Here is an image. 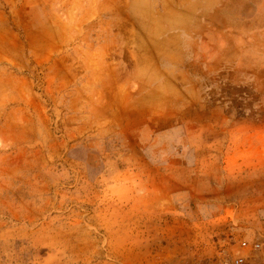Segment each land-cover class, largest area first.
<instances>
[{
  "label": "rangeland",
  "instance_id": "rangeland-1",
  "mask_svg": "<svg viewBox=\"0 0 264 264\" xmlns=\"http://www.w3.org/2000/svg\"><path fill=\"white\" fill-rule=\"evenodd\" d=\"M239 239H264V0H0V264Z\"/></svg>",
  "mask_w": 264,
  "mask_h": 264
},
{
  "label": "built area",
  "instance_id": "built-area-1",
  "mask_svg": "<svg viewBox=\"0 0 264 264\" xmlns=\"http://www.w3.org/2000/svg\"><path fill=\"white\" fill-rule=\"evenodd\" d=\"M263 245L264 239L252 241L239 239L216 250L211 259L199 260L196 264H253L255 252L261 250Z\"/></svg>",
  "mask_w": 264,
  "mask_h": 264
}]
</instances>
